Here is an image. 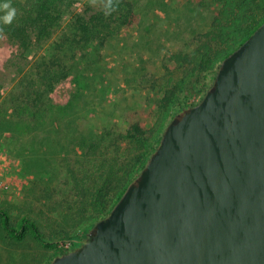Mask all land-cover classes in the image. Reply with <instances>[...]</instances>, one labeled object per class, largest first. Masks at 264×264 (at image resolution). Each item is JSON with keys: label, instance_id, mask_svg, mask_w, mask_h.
<instances>
[{"label": "rangeland", "instance_id": "374dc122", "mask_svg": "<svg viewBox=\"0 0 264 264\" xmlns=\"http://www.w3.org/2000/svg\"><path fill=\"white\" fill-rule=\"evenodd\" d=\"M125 1L132 24L86 45L57 50L54 35L20 54L0 36V209L12 220L28 215L46 233L66 225L80 235L91 205L78 202L71 182L69 165L77 166L78 140L94 131L104 134L102 151L87 157L119 160L124 148L108 138L133 123L162 135L181 105L199 102L212 85L215 74L209 73L200 81L187 79L181 90L186 67L170 55L196 48V37L211 27L218 10L215 0ZM89 2L82 0L71 11H82ZM61 23L58 33L67 21ZM48 68L56 71V80L47 92L48 80L40 74ZM172 91L178 92V102L167 106ZM18 93H41V101L35 94L23 101ZM78 205L85 208L79 219L73 215ZM62 240L53 242L58 246ZM54 250L29 231L8 236L0 220V264H47Z\"/></svg>", "mask_w": 264, "mask_h": 264}, {"label": "water", "instance_id": "95a60500", "mask_svg": "<svg viewBox=\"0 0 264 264\" xmlns=\"http://www.w3.org/2000/svg\"><path fill=\"white\" fill-rule=\"evenodd\" d=\"M49 264H264V20L167 123L110 211Z\"/></svg>", "mask_w": 264, "mask_h": 264}, {"label": "trees", "instance_id": "16d2710c", "mask_svg": "<svg viewBox=\"0 0 264 264\" xmlns=\"http://www.w3.org/2000/svg\"><path fill=\"white\" fill-rule=\"evenodd\" d=\"M215 1L218 10L212 19L211 27L196 37V48L189 52L179 51L170 55L176 63L186 67L185 77L178 82L181 90L190 83L187 79L195 78L196 81H200V75L204 79L209 73L215 74L221 60L245 41L264 20V0ZM3 2L5 0H0V3ZM81 2L82 0H11L17 15L10 25L0 24V36L23 54L32 45L42 44L54 35H58L55 41L57 50L73 48L89 44L96 38H106L120 27L133 22L134 15L125 0H118L117 10L109 15H105L99 0L95 5L89 2L82 11H71L72 6ZM63 20L67 23L58 33ZM48 69L49 71L45 69L40 74L42 78L48 80V85L43 83L47 85L45 89L47 92L53 88V81L56 80V71ZM203 87L206 90L209 83L206 82ZM172 93L173 96L171 94L167 97L169 101L167 106L178 102L175 95L178 92ZM18 95L23 101L27 98L31 100L33 95L41 101V93ZM192 104L195 103L181 105L177 112ZM159 131L156 128L145 129L139 123H133L124 131L115 133L114 138H108L110 141L115 140L118 149L124 148V156L119 160L115 156L106 157L98 162L96 157L93 159L87 157L89 153L94 156L98 151H102V141L106 140L104 134L94 131L90 137H81L78 140L75 147L77 154L80 153L75 159L77 166L74 168L69 165L71 182L77 192L76 197L80 198L78 202L82 205L85 202L91 205V211L86 216L84 206L78 205L73 210V215L78 219L85 216V220L88 221L80 235L71 233L66 225H57L46 233L33 217L25 215L12 220L6 211L0 209L3 230L14 238H19L24 232L29 231L36 240L50 247L55 246L51 258L64 253L65 250L58 248L53 239L60 237L76 243L79 238L85 237L94 223L110 211L126 186L138 176L159 143L161 137ZM50 193L51 191L47 189L46 196L50 197Z\"/></svg>", "mask_w": 264, "mask_h": 264}, {"label": "clouds", "instance_id": "9594fccd", "mask_svg": "<svg viewBox=\"0 0 264 264\" xmlns=\"http://www.w3.org/2000/svg\"><path fill=\"white\" fill-rule=\"evenodd\" d=\"M93 5L98 3V0H91ZM102 4L103 11L105 15H109L117 10L118 0H99ZM0 24L10 25L17 15V10L12 6L11 0H5V2L0 3Z\"/></svg>", "mask_w": 264, "mask_h": 264}, {"label": "built area", "instance_id": "2783aa9c", "mask_svg": "<svg viewBox=\"0 0 264 264\" xmlns=\"http://www.w3.org/2000/svg\"><path fill=\"white\" fill-rule=\"evenodd\" d=\"M2 176H3V172H2V169L0 168V182H1ZM3 187L7 188L8 185H3ZM73 245H74V242L71 239H65L58 243V248L63 249L66 252V251L73 249Z\"/></svg>", "mask_w": 264, "mask_h": 264}, {"label": "flooded vegetation", "instance_id": "af4514ba", "mask_svg": "<svg viewBox=\"0 0 264 264\" xmlns=\"http://www.w3.org/2000/svg\"><path fill=\"white\" fill-rule=\"evenodd\" d=\"M80 239H82V238H79V239L76 241V243H74L73 248L79 245V240H80Z\"/></svg>", "mask_w": 264, "mask_h": 264}]
</instances>
